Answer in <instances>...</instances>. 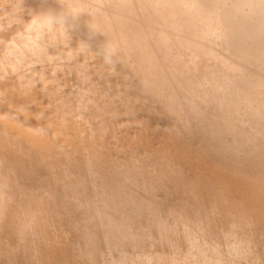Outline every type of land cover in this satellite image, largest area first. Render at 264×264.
<instances>
[{"label":"rangeland","instance_id":"rangeland-1","mask_svg":"<svg viewBox=\"0 0 264 264\" xmlns=\"http://www.w3.org/2000/svg\"><path fill=\"white\" fill-rule=\"evenodd\" d=\"M41 1L0 0V264H264V33L193 0ZM81 4L53 62L10 69L39 11Z\"/></svg>","mask_w":264,"mask_h":264},{"label":"bare ground","instance_id":"bare-ground-1","mask_svg":"<svg viewBox=\"0 0 264 264\" xmlns=\"http://www.w3.org/2000/svg\"><path fill=\"white\" fill-rule=\"evenodd\" d=\"M42 1H45V0H42ZM41 1V2H42ZM76 1V0H75ZM82 1V0H81ZM81 1H79L81 3ZM116 1V0H115ZM134 1V0H132ZM167 0H163V2H166ZM192 1V0H191ZM223 1V0H211L212 4H215L216 6H218V4ZM68 2V0H67ZM66 2V4H67ZM78 2V1H77ZM162 2V1H161ZM176 2V1H175ZM202 2V1H201ZM46 3V2H45ZM65 3V2H64ZM83 3V2H82ZM100 2H98L99 4ZM111 3V2H110ZM136 3V2H135ZM193 3L192 7H193V13H195L197 15V17H201L204 21H206L207 23H210V21L212 22V17L214 16H218L220 14V18H219V21H217V24L218 26H220V29L223 33V35L225 37H228V39H230L231 37L233 36H236V38H239L243 41H246V42H249L251 39L253 41V39H256L258 37H262L261 35H263L264 33V18L260 19V13L261 12H264V0H242V1H238V2H235V3H232L231 4V7L228 9L227 12L225 13H220L218 12L219 11V7H211V8H208V9H202L203 7L199 3H197L196 0H193ZM48 4V3H46ZM45 4V5H46ZM84 4V3H83ZM83 4L82 7H83ZM101 4V3H100ZM129 4V3H128ZM158 4H160V2H158ZM157 4V5H158ZM203 4V3H202ZM39 6V4H37ZM62 5V4H61ZM103 5V3H102ZM109 4H107L106 6H108ZM111 5V4H110ZM114 5V3L112 4ZM176 5V4H175ZM48 6V5H47ZM105 6V7H106ZM237 6V7H235ZM242 6H246L249 10H251L253 13H254V16L251 17V20H243L241 24H238L236 27L233 25L234 23V20L238 18H242L241 16L243 15V9L240 10L239 8L242 7ZM50 7V8H49ZM48 9L50 10L51 9V6L49 5ZM101 8H103L102 6H100ZM99 7V8H100ZM112 7V6H111ZM110 7V8H111ZM135 7V6H134ZM159 7V6H158ZM46 8V7H45ZM108 8V7H107ZM107 8H104L107 10ZM137 8V7H136ZM233 8H238L235 12L236 14L233 15L232 14V11H233ZM247 8H244V10H247ZM39 9V8H38ZM41 9V8H40ZM47 8L46 10H44V12H40V16L42 15V19L39 18V20L41 19L42 23L39 24L40 22H38V24L34 21V23H36V25H34L33 27H26L24 28L26 30V32H23V34H17L14 39H12V42L8 45L7 47V51L4 55L5 57V60H7L9 63V67L10 69H13L15 71V69H18L22 66H25L26 68V65L27 64H30L31 62L34 64V62H37L38 63V60L42 59L43 58V55H47L50 57V54L49 52L51 53L55 48H56V44H55V41H59L60 43V40L57 39V38H60L59 36H62V35H65V38L62 39L61 41L62 42H66V41H70V40H73L72 37L73 35L75 36L76 33H78L77 31L79 30L80 28V24L79 25V22H81L80 20H82L81 18V14H80V11H74V9H71V7H62L59 11H56L57 12V19L55 20H51V19H48L51 17V13L52 11H49ZM84 9V7H83ZM92 9V8H91ZM90 9V10H91ZM109 9V8H108ZM139 9V8H137ZM143 9V8H142ZM104 10L106 13H108L107 11L109 10ZM111 10V9H110ZM115 12V10L117 11V9H113L112 7V10ZM173 10V9H172ZM179 10V9H178ZM54 11V10H53ZM103 11V10H102ZM140 11V9H139ZM183 11V10H182ZM181 11V12H182ZM192 11V10H191ZM49 12V14H48ZM98 12H101V11H98ZM98 12H95L97 16V14H100ZM110 12V11H109ZM121 12V11H120ZM38 13V11H37ZM102 13V12H101ZM124 13V12H123ZM173 13V12H172ZM185 13V11H184ZM84 14V13H83ZM50 15V17H49ZM174 15V13H173ZM257 15L259 16V18L257 17ZM264 15V14H263ZM56 16V15H55ZM88 16H90L88 14ZM100 16V15H99ZM167 16V15H166ZM92 18V16H90ZM87 18V17H85ZM101 17H99L100 19ZM194 18V17H193ZM53 19V18H52ZM94 19V18H93ZM103 19V17L101 18ZM100 19V20H101ZM244 19V18H243ZM250 19V18H249ZM86 20V19H85ZM91 20V19H90ZM98 20V19H97ZM99 20V21H100ZM239 20V19H238ZM38 21V20H37ZM83 21V20H82ZM119 21V20H118ZM134 21V20H133ZM240 21V20H239ZM84 22V21H83ZM81 22V23H83ZM238 22V21H237ZM86 23V22H85ZM195 24V23H194ZM106 25V23H105ZM32 26V25H31ZM181 26V24H180ZM82 28V27H81ZM93 29H94V26H93ZM122 29V28H121ZM191 29V28H190ZM200 29V28H199ZM88 30V29H87ZM92 30V29H91ZM178 30V29H177ZM196 30V29H194ZM202 30V29H201ZM89 31V30H88ZM114 31V30H113ZM189 32V31H188ZM200 32V31H199ZM133 32H131L132 34ZM135 33H133V36H134ZM139 34V33H138ZM100 36V35H99ZM133 38V37H132ZM136 39V36L134 37ZM124 39V38H123ZM191 39V38H190ZM189 39V41H190ZM125 40V39H124ZM258 40V39H257ZM129 41V40H128ZM261 41V40H260ZM263 41V40H262ZM62 42L61 44L58 43V47L59 45L61 46L62 45ZM169 43V42H168ZM178 43V42H177ZM193 43V42H192ZM238 44V43H237ZM251 44V43H250ZM260 44V43H259ZM263 44V43H262ZM64 45V43H63ZM66 45V43H65ZM254 45V44H253ZM146 46V45H145ZM169 46V45H168ZM186 48L187 51H190L189 50V47H190V44L189 43H186L184 45ZM231 47V45H229ZM234 46V45H233ZM239 46V45H238ZM166 47V46H165ZM260 47V46H259ZM245 48V47H244ZM256 48V46H255ZM191 49V48H190ZM235 49V48H233ZM239 49V48H238ZM251 49V48H249ZM201 50V49H200ZM230 50H232L230 48ZM236 50V49H235ZM241 50V49H239ZM260 50V48H259ZM234 51V50H233ZM248 49L245 48V49H242L241 52H243V54L247 53ZM254 51V50H253ZM237 52V51H236ZM245 52V53H244ZM52 54V53H51ZM235 54V53H234ZM251 54V53H250ZM28 55H32L31 57H28ZM55 55V54H53ZM241 55V54H240ZM199 56V53L195 50V49H192L188 55L189 57V60L188 61H194L196 58H198ZM239 57V54H236V57ZM259 56V55H258ZM60 57V56H59ZM63 57V56H62ZM48 58V59H49ZM241 58V56H240ZM239 58V59H240ZM253 58V57H252ZM258 58V57H257ZM261 58H263L261 56ZM47 59V58H46ZM175 59V57H174ZM220 59V58H219ZM248 59V57H247ZM260 59V58H258ZM43 60V61H42ZM41 62H48V60H44L42 59ZM50 60H52L53 62V59L51 58ZM254 60V59H253ZM59 61V59H58ZM148 61V59H147ZM251 61V60H249ZM50 62V61H49ZM55 62V61H54ZM253 62V61H252ZM253 64V63H252ZM222 65V64H221ZM259 69V68H258ZM28 71V70H27ZM20 72H24V71H20ZM219 73V72H218ZM244 73V72H243ZM251 74V72H250ZM249 74V75H250ZM253 74V73H252ZM255 75V74H254ZM216 76V75H215ZM245 76V75H244ZM242 74L239 75L237 74L236 76V79H235V76L233 75L232 77H230L232 80H235V81H238V80H244L245 77H244ZM247 76V75H246ZM214 77V75H213ZM249 77V76H248ZM257 77V76H256ZM249 78H253L252 77H249ZM246 80V79H245ZM249 80V79H248ZM252 80V79H251ZM250 81V80H249ZM247 82L246 85L242 88V92L245 93V92H248V91H253L254 89V86L256 87V84H252L251 82ZM260 81V80H259ZM259 83V82H258ZM260 86V85H258ZM261 87V86H260ZM259 93V92H258ZM257 93V94H258ZM261 95V94H259ZM260 97V96H259ZM261 99L259 100V103H261L260 101H264V93L263 95H261ZM230 100H233V99H230ZM251 104V102L248 104V106ZM256 109H255V115L258 117V118H261L262 117V113L264 112V102H262V104H256ZM253 110V108H252ZM236 111V110H235ZM263 111V112H262ZM237 113V112H236ZM244 113V112H243ZM248 113V112H247ZM42 114V113H40ZM39 114V115H40ZM245 114V113H244ZM250 115V114H249ZM247 121V120H246ZM65 125V124H64ZM262 125V124H261ZM260 129V128H259Z\"/></svg>","mask_w":264,"mask_h":264},{"label":"clouds","instance_id":"clouds-1","mask_svg":"<svg viewBox=\"0 0 264 264\" xmlns=\"http://www.w3.org/2000/svg\"><path fill=\"white\" fill-rule=\"evenodd\" d=\"M74 11H83L84 9L82 7H76L75 5L73 6Z\"/></svg>","mask_w":264,"mask_h":264}]
</instances>
